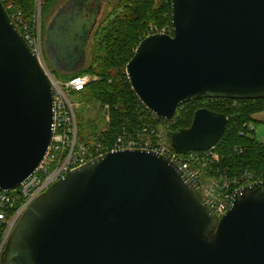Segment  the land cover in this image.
<instances>
[{
  "label": "water",
  "instance_id": "water-1",
  "mask_svg": "<svg viewBox=\"0 0 264 264\" xmlns=\"http://www.w3.org/2000/svg\"><path fill=\"white\" fill-rule=\"evenodd\" d=\"M107 0H67L44 35L51 69L72 74ZM172 35L141 40L131 90L163 121L204 99L264 100V0H170ZM54 93L0 0V190L38 169L52 140ZM227 124L201 108L173 132L178 154L213 148ZM0 264H264V182L217 216L179 168L151 150L108 152L66 174L24 211Z\"/></svg>",
  "mask_w": 264,
  "mask_h": 264
},
{
  "label": "trees",
  "instance_id": "trees-1",
  "mask_svg": "<svg viewBox=\"0 0 264 264\" xmlns=\"http://www.w3.org/2000/svg\"><path fill=\"white\" fill-rule=\"evenodd\" d=\"M126 8V14L119 23V27L107 30L103 40L104 56L99 62L103 69L99 73L97 82L90 81L85 88L72 96L85 98L87 101L97 102L101 108L106 106L108 121L104 131L87 133L83 131L77 119V141L83 143L92 138L96 144L106 146L119 135L147 128L156 130L162 125L169 130L170 135L180 129L189 128L194 112L205 108L214 113L223 114L227 118V124L223 135L213 147V153L218 155L219 168L228 175H234L240 170L248 171L264 182V143H259L254 131L248 129V125L254 121L253 116L264 112V100H229V99H204L192 101L179 106L174 118L163 121L151 114L137 99L128 83L125 74V65L132 58L138 43L146 38V28L155 26L159 31L167 27L172 35L170 22V0H130ZM8 16L12 13H30L31 4L27 0H20L21 8L11 7L7 9L1 0ZM24 12V13H23ZM150 23H147L149 22ZM14 25H16L14 23ZM18 26V25H17ZM16 28L19 29V26ZM97 28V27H96ZM112 44L105 43L108 36ZM95 64V62H92ZM108 69H115L110 73ZM53 71V70H52ZM92 66H84L72 74H57L61 81L69 80L75 76H84L93 72ZM55 77V76H54ZM89 147V143L87 145ZM218 168V167H217ZM5 226L0 224V242L3 237Z\"/></svg>",
  "mask_w": 264,
  "mask_h": 264
},
{
  "label": "built area",
  "instance_id": "built-area-1",
  "mask_svg": "<svg viewBox=\"0 0 264 264\" xmlns=\"http://www.w3.org/2000/svg\"><path fill=\"white\" fill-rule=\"evenodd\" d=\"M18 16L11 15L10 19L13 23L19 21ZM21 26L23 27L17 28L19 33L42 66L40 60L43 54L41 36L38 33L34 34L35 30L33 28L30 30V26L27 24ZM156 34L169 35L171 32L165 29ZM35 35L36 37H34ZM47 76L54 93L52 140L44 161L32 176L13 191L0 190V224L5 226L0 242V255L5 247L4 242L8 240L16 221L40 194L69 172L108 152L151 150L166 157L187 177L200 194L205 205L217 216L228 210L234 196L239 194L241 189L263 183L248 171L240 170L234 175H228L217 168L214 164L216 154L213 153V148L202 152L178 154L173 151L170 145L166 147L159 143L152 144L149 139L144 143L140 142L138 137L147 132L146 128L138 131L133 130L130 134L119 135L106 146L92 143L94 148H88L84 142L77 141L75 105L70 102L69 98L72 93L82 91L90 79L87 76H75L69 80L61 81L54 80L48 74ZM248 129L254 130L251 124L248 125ZM151 133L153 134V132ZM202 173L209 174L210 179L204 180Z\"/></svg>",
  "mask_w": 264,
  "mask_h": 264
},
{
  "label": "rangeland",
  "instance_id": "rangeland-1",
  "mask_svg": "<svg viewBox=\"0 0 264 264\" xmlns=\"http://www.w3.org/2000/svg\"><path fill=\"white\" fill-rule=\"evenodd\" d=\"M4 2V5H6L7 9H10L11 7H18L21 8L20 0H2ZM31 4V16L28 15L30 13H25L26 16L19 13H12V16H18L19 21H15L14 23L16 26L23 27L21 25L27 24L31 28H33L35 33H38L39 36L42 38V46L44 47V35H45V29L47 26L48 21L50 20L52 14L57 10L59 6H61L64 2L67 0H27ZM130 0H107V2L103 5V11L100 14V17L98 19L97 28L93 31V34L91 36V39L88 44V49L86 52V63L84 66H92L93 72H90L84 76H87L90 81L97 82L100 79L99 73L103 72V69L101 66H99V62L101 61V58L104 56V48H103V40H105L104 34L106 31L119 27V23L124 18L126 14V8L128 4L130 3ZM22 9V8H21ZM13 10V8H11ZM24 13V12H23ZM150 23V20L149 22ZM17 26V27H18ZM167 30V27L164 26L161 31ZM31 32V31H30ZM159 32L158 28L152 25H149L148 29L146 28V37L156 34ZM36 37V35L34 36ZM110 38H114L113 36H108L105 41L108 44H112L110 41ZM42 66L46 74L50 75L54 80H59L55 73H53L45 55L44 50L43 54L40 58ZM92 62H95L93 64ZM108 72L113 73L115 72V69H108ZM58 74V73H57ZM55 76V77H54ZM70 102L74 103L75 105V113L77 115V119L80 123L81 128L84 132L91 133L94 131H104L105 124L107 123V107L104 106L101 108L97 102L93 101H87L85 98H78L76 96H71L69 98ZM72 103V104H73ZM107 117V118H106ZM254 121L251 123L253 126L254 136L256 140L259 143H264V112L258 113L253 116ZM147 129V128H146ZM156 130H150L147 129V132L144 135H140L138 139L140 142H146L147 139L151 141L152 144H162L166 147L169 145L167 137L169 134V130L159 125L156 127ZM153 132V134L151 133ZM85 145L87 146L89 143L88 148H94L93 144L96 142L90 137L84 141ZM93 143V144H92ZM219 162L218 155H215L214 164L216 167L219 168ZM245 171V170H243ZM208 175V176H207ZM202 177L204 180L210 179L209 174L202 173ZM258 178V177H257ZM17 223V221H16ZM15 223V225H16ZM15 225L13 226L11 232L13 231ZM11 234V233H10ZM7 236V235H6ZM7 240H5L4 245L6 244Z\"/></svg>",
  "mask_w": 264,
  "mask_h": 264
},
{
  "label": "flooded vegetation",
  "instance_id": "flooded-vegetation-1",
  "mask_svg": "<svg viewBox=\"0 0 264 264\" xmlns=\"http://www.w3.org/2000/svg\"><path fill=\"white\" fill-rule=\"evenodd\" d=\"M43 50H44V47H43ZM44 55H45V57H46V59H47L49 65H50V67H51L50 60H49V58L46 56L45 51H44ZM54 72H55V71H54Z\"/></svg>",
  "mask_w": 264,
  "mask_h": 264
}]
</instances>
